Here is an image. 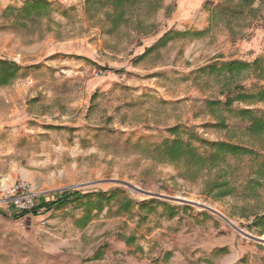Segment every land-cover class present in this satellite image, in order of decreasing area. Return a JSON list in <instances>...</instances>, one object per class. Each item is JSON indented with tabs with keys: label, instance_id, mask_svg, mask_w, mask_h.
<instances>
[{
	"label": "rangeland",
	"instance_id": "obj_1",
	"mask_svg": "<svg viewBox=\"0 0 264 264\" xmlns=\"http://www.w3.org/2000/svg\"><path fill=\"white\" fill-rule=\"evenodd\" d=\"M46 1L32 18L16 14L24 0L0 9V59L19 66L0 85L1 138L11 134L0 174L36 206L19 211L0 192V264H264V241L245 234L264 237L252 224L264 212V133L236 113H263L264 100L235 98L264 76L199 72L264 58V0ZM173 126L203 153L227 141L257 154L160 160L152 145Z\"/></svg>",
	"mask_w": 264,
	"mask_h": 264
},
{
	"label": "trees",
	"instance_id": "obj_2",
	"mask_svg": "<svg viewBox=\"0 0 264 264\" xmlns=\"http://www.w3.org/2000/svg\"><path fill=\"white\" fill-rule=\"evenodd\" d=\"M113 2L116 6H122L126 0H107ZM249 3L251 0H244ZM49 10V3L46 0H24L23 7L16 12L18 18H32L43 15ZM121 12V11H120ZM19 66L6 59H0V85L9 83L17 74ZM247 69H253L258 72L259 76H264V58L256 57L252 61H245L241 59H231L227 61H213L199 69V72H208L210 74L223 75L233 77L240 74ZM236 99L253 98L256 100H264V86L258 89L255 93L247 94L244 91L238 92L235 95ZM233 102V98L226 97L224 104L230 106ZM218 103V102H217ZM215 103V104H217ZM237 115L246 117L249 121L246 127L247 131L253 135H259L264 133V112L257 114L251 109H238ZM178 126L169 128V131L173 133L172 138L163 139L158 144H153L152 147L160 160H167L171 162L185 161L197 167H203L206 165H213L217 162L225 160L226 156L241 157L247 154L257 153L245 145L232 143L227 141H214L208 143V151L201 152L200 149L193 144L195 136L187 135V138H183L178 134ZM264 164V163H263ZM259 172V171H257ZM250 185H258V179L250 177L247 180ZM68 194L45 203L46 206L61 205L68 199ZM101 201L98 199L96 202L86 200L84 203L87 209L93 208ZM100 205V204H99ZM125 206V205H124ZM36 207V206H34ZM33 209V208H32ZM34 210V209H33ZM25 212H22L24 214ZM89 213V212H88ZM253 226L259 227L264 230V212L255 217L253 220Z\"/></svg>",
	"mask_w": 264,
	"mask_h": 264
},
{
	"label": "built area",
	"instance_id": "obj_3",
	"mask_svg": "<svg viewBox=\"0 0 264 264\" xmlns=\"http://www.w3.org/2000/svg\"><path fill=\"white\" fill-rule=\"evenodd\" d=\"M5 178L0 174V192L5 200L10 203L19 211H31L34 202L32 201V194L27 189L25 183H17L7 185Z\"/></svg>",
	"mask_w": 264,
	"mask_h": 264
},
{
	"label": "crops",
	"instance_id": "obj_4",
	"mask_svg": "<svg viewBox=\"0 0 264 264\" xmlns=\"http://www.w3.org/2000/svg\"><path fill=\"white\" fill-rule=\"evenodd\" d=\"M19 1L20 3V0H17ZM165 4H166V0H164ZM8 3H13V4H16L15 3V0H0V9L1 8H4ZM256 40V39H255ZM254 40V42H256ZM250 46H253V45H250ZM255 46V45H254ZM5 124H0V161H7V157H8V150L6 148V144H7V139L10 138V132L8 133L9 134V137H6L5 139H2L3 135L2 132H3V127H4ZM11 130V131H15V130H18V128L16 127V125H11L9 126L8 128H5V130ZM2 137V138H1ZM8 161L10 162V160L8 159ZM9 169L12 168V166H8ZM0 204H8L7 202H3V201H0Z\"/></svg>",
	"mask_w": 264,
	"mask_h": 264
},
{
	"label": "water",
	"instance_id": "obj_5",
	"mask_svg": "<svg viewBox=\"0 0 264 264\" xmlns=\"http://www.w3.org/2000/svg\"><path fill=\"white\" fill-rule=\"evenodd\" d=\"M207 207V206H206ZM207 208H209V207H207ZM209 209H212V208H209ZM213 210V209H212ZM213 211H215V210H213ZM216 213H218L219 215H221L223 218H225L221 213H219V212H217V211H215ZM229 221V220H228ZM230 222V221H229ZM231 223V222H230ZM247 236H249L250 238H253V239H255V240H257V241H264V239H262V238H260V237H256V236H253V235H251V234H248V233H245Z\"/></svg>",
	"mask_w": 264,
	"mask_h": 264
},
{
	"label": "bare ground",
	"instance_id": "obj_6",
	"mask_svg": "<svg viewBox=\"0 0 264 264\" xmlns=\"http://www.w3.org/2000/svg\"><path fill=\"white\" fill-rule=\"evenodd\" d=\"M262 239H264V237Z\"/></svg>",
	"mask_w": 264,
	"mask_h": 264
}]
</instances>
